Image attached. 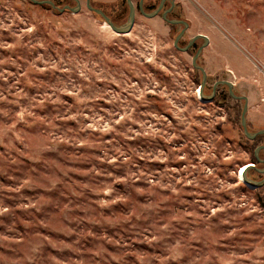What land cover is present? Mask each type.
<instances>
[{
	"label": "rangeland",
	"instance_id": "obj_1",
	"mask_svg": "<svg viewBox=\"0 0 264 264\" xmlns=\"http://www.w3.org/2000/svg\"><path fill=\"white\" fill-rule=\"evenodd\" d=\"M174 1L180 46L206 35L197 63L264 129V0ZM80 2L0 0V264H264V184L241 176L264 134H244L243 102L199 99L162 11L122 34Z\"/></svg>",
	"mask_w": 264,
	"mask_h": 264
},
{
	"label": "water",
	"instance_id": "obj_2",
	"mask_svg": "<svg viewBox=\"0 0 264 264\" xmlns=\"http://www.w3.org/2000/svg\"><path fill=\"white\" fill-rule=\"evenodd\" d=\"M32 2L36 3V4H50L53 8H58L59 11L63 12L65 10H71L72 12H78L81 8V2L80 0H75L76 5L75 6H71V5H64L63 7H57L56 4L52 1V0H31ZM165 0H161L158 7L156 9H154L151 12H147L144 7H143V0H140V12L142 14H144L147 17H153L156 16L159 11L162 9L163 5H164ZM128 6H129V14L128 17L126 19V21L122 24H117L116 22H114L101 8L95 7L91 4V0H86V5L88 8H90L92 11L98 13L103 19L104 21L115 31L118 33H128L134 24L135 21V17H136V6L133 2V0H127ZM171 4L174 5L175 1L171 0ZM163 18L165 20H167L169 23H173V24H179L182 23L184 25L183 29L180 31V33L176 36L175 40H174V45L181 51H187L188 48L193 44V42L199 38L204 39V43L199 47L198 51L195 53V55L192 58V64L194 67L199 68L202 71L203 74V78H202V83L200 84V94L201 97L205 98V99H212V95L206 96L203 93V89H204V85H205V80H206V76H207V72L205 70V68H203L202 66H200L197 63V58L199 57V55L201 54V52L203 51L204 47L209 43V38L206 35L203 34H197L195 36H193L190 41L188 42V44L186 46H180L178 44L180 38L183 36L184 32L186 31V29L188 28V22L182 19H169L167 17V10L163 12ZM219 84H226L229 87L230 93L231 95L236 98V99H245V105H244V109L242 111V126H243V131L244 134L246 135L247 138L249 139H255L258 135L264 134V129H260L254 132H251L250 130H248V126H247V110H248V97L247 96H243V95H237L234 93L233 91V82L229 81V80H220L218 82L215 83L214 86V90L215 88L219 85ZM213 90V91H214ZM264 149V144L258 145L255 148V155L257 157V159L261 162L264 163V158H261L259 156V153L261 150ZM255 168L258 172L263 173L264 174V166L263 167H257L253 162L249 163V165L245 168L243 174H242V178L244 180L245 183L253 186V187H259L261 185L264 184V176L261 179H253L251 177H248L247 173L250 169Z\"/></svg>",
	"mask_w": 264,
	"mask_h": 264
},
{
	"label": "flooded vegetation",
	"instance_id": "obj_3",
	"mask_svg": "<svg viewBox=\"0 0 264 264\" xmlns=\"http://www.w3.org/2000/svg\"><path fill=\"white\" fill-rule=\"evenodd\" d=\"M167 0H165L166 2ZM170 1V4L169 5H165V2H164V5L162 7V9L159 11V12H164L167 10V17L169 19H181V18H171L170 15L173 14V11H174V7H175V4L172 5L171 4V0H168ZM140 0L137 2V4L135 5L136 6V11L138 10L140 12ZM144 3H145V0H143V7H144ZM135 4V3H134ZM159 5V4H158ZM129 7V6H128ZM158 7V6H157ZM156 7V8H157ZM155 8V9H156ZM145 9V7H144ZM129 14V13H128ZM162 16H163V13H162ZM183 20V19H182ZM182 25V27H184V25L182 23H179ZM189 26V25H188ZM183 29V28H182ZM187 30V29H186ZM186 32V31H185ZM184 32V34H185ZM180 33V32H179ZM183 34V36H184ZM182 36V37H183ZM181 37V38H182ZM180 38V39H181ZM191 39V38H190ZM190 39L186 42V44L184 46H186L188 44V42L190 41ZM202 40V43L197 46V40H195L193 42V44L188 48V50L190 48H193V49H196V52L198 51L199 47L204 43V39L202 38H199ZM179 44V42H178ZM180 45V44H179ZM182 46V45H181ZM183 47V46H182ZM195 52V53H196ZM195 55V54H194ZM193 55V56H194ZM193 58V57H192ZM199 58V57H198ZM197 58V60H198ZM193 65V64H192ZM196 68V67H195ZM199 69V68H197ZM202 78H203V74H202V71L199 69V99H202V100H209V101H214V102H217L218 104H221L223 106V108L226 110V111H234L236 110L237 107H239V104L238 102L239 101H242L243 102V107H242V111L244 109V105H245V99H236L234 98L231 93H230V90H229V87L226 85V84H219L215 90H214V86H215V83L220 81V80H226V79H217L215 80L214 82L210 83V78H209V75L207 73V76H206V80H205V85H204V89H203V93L206 95V96H209V95H212V99H205L203 97H201V94H200V84L202 83ZM234 84V83H233ZM214 90V91H213ZM233 91L235 94L237 95H243V96H246L244 94H241L239 92H236L234 87H233ZM247 115V114H246ZM240 122H241V125H242V112H241V116H240ZM248 126V124H247ZM264 164V163H263ZM252 169H255V168H252ZM256 170V169H255Z\"/></svg>",
	"mask_w": 264,
	"mask_h": 264
},
{
	"label": "trees",
	"instance_id": "obj_4",
	"mask_svg": "<svg viewBox=\"0 0 264 264\" xmlns=\"http://www.w3.org/2000/svg\"><path fill=\"white\" fill-rule=\"evenodd\" d=\"M54 3H55V1L54 0H52ZM56 4V3H55ZM109 16V15H108ZM110 17V16H109ZM111 18V17H110ZM112 19V18H111ZM113 20V19H112ZM114 21V20H113ZM115 22V21H114ZM261 135H263V134H261ZM261 135H258L257 137H260ZM259 156H260V153H259ZM254 160L255 161H253V163L257 166V167H260V166H258L259 164H261V162L257 159V157H256V155H255V152H254ZM255 170V169H254ZM256 171V170H255Z\"/></svg>",
	"mask_w": 264,
	"mask_h": 264
},
{
	"label": "bare ground",
	"instance_id": "obj_5",
	"mask_svg": "<svg viewBox=\"0 0 264 264\" xmlns=\"http://www.w3.org/2000/svg\"><path fill=\"white\" fill-rule=\"evenodd\" d=\"M248 165H249V164H245V165L242 167V169H241V176H242V174H243L245 168H246Z\"/></svg>",
	"mask_w": 264,
	"mask_h": 264
}]
</instances>
